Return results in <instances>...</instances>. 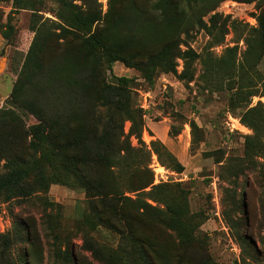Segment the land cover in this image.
Instances as JSON below:
<instances>
[{
    "label": "trees",
    "instance_id": "trees-1",
    "mask_svg": "<svg viewBox=\"0 0 264 264\" xmlns=\"http://www.w3.org/2000/svg\"><path fill=\"white\" fill-rule=\"evenodd\" d=\"M54 1L56 7L46 9L45 0H13L16 10L32 11L34 37L6 105L0 106V199H29L56 183L81 188L88 205L82 226L93 231L105 227L119 236L115 245L99 243L83 226V246L100 263L214 264L197 231L188 192L181 183H154L152 153L172 171L182 173L185 166L159 138L150 147L142 139L146 122L136 78L116 75L112 64L121 61L138 69L150 85L160 73L193 81L196 61L205 75L232 79L238 46L226 47L220 56L210 48L221 44L230 30L242 28L256 38L253 44L249 32L245 35V53L260 58L264 8L254 27L216 12L224 0H109L106 11L99 0ZM44 10L53 18L43 16ZM201 30L211 38L204 53L189 45L193 33ZM178 59L183 61L181 71ZM253 92L258 91L246 94L241 84L230 98L232 110L240 109L241 122L253 133L244 136L243 156L228 163L234 180L258 169L264 184V103L250 106ZM189 124L198 139L200 127L195 120ZM179 133L173 124L169 134ZM164 229L174 236L168 245L161 235ZM242 238L253 245L252 237ZM21 243L27 245L25 264L43 261L32 222L23 220L11 232L0 233V254ZM66 246L54 251L56 258L87 264L78 255L75 261L72 244Z\"/></svg>",
    "mask_w": 264,
    "mask_h": 264
},
{
    "label": "rangeland",
    "instance_id": "rangeland-1",
    "mask_svg": "<svg viewBox=\"0 0 264 264\" xmlns=\"http://www.w3.org/2000/svg\"><path fill=\"white\" fill-rule=\"evenodd\" d=\"M99 1L106 11L109 0ZM12 4L13 0H0V106L6 105L17 70L34 37L32 11L16 10ZM45 4L46 9L56 7L54 0H45ZM263 8L264 0L249 3L224 0L215 11L256 27L257 15ZM40 13L53 18L49 10ZM246 34L255 44L254 33L241 28L230 30L221 44L210 48L215 56H220L226 47L238 46L237 69L232 79L228 75H205L202 63L196 61L193 81L179 79L172 73H160L150 85L138 69L127 67L121 61L112 64L116 75L136 78L134 86L146 122L142 139L150 147L151 140L159 138L185 166L182 173L172 171L152 153L150 167L154 183H181L188 192L190 211L198 222L197 231L204 237L203 244L208 247L214 264H264L263 181L258 169L247 170L234 180L228 163L243 156L244 136L253 133L241 122L240 109L233 111L231 108L230 98L235 87L244 85L246 94L258 91L253 92L256 93L253 96L247 95L250 106L259 101L264 103V51L257 59L252 54L247 55ZM189 45L204 53L211 46V38L204 30L197 31ZM178 62L177 69L181 71L183 61L178 59ZM191 120L200 127L196 140L189 124ZM173 124L180 128L176 136L169 134ZM129 126L127 121L125 129ZM133 144H137L135 138ZM218 158L222 161L217 162ZM177 190L174 188L175 192ZM158 205L165 208L163 204ZM87 206L83 189L59 183L29 199L8 202L0 199V233L11 232L16 224L26 220L32 222L39 233L44 254L40 264H70L56 258L54 253L67 247V243L72 244L75 261L78 255L83 263L102 264L83 246L81 229L85 227L82 222ZM161 235L166 245L174 240L168 229ZM89 236L99 243L113 245L119 238L105 227L89 230ZM242 236L252 237L253 245H246ZM26 248V243L15 244L5 256L0 254V264H8L6 260L10 264H25Z\"/></svg>",
    "mask_w": 264,
    "mask_h": 264
},
{
    "label": "bare ground",
    "instance_id": "bare-ground-1",
    "mask_svg": "<svg viewBox=\"0 0 264 264\" xmlns=\"http://www.w3.org/2000/svg\"><path fill=\"white\" fill-rule=\"evenodd\" d=\"M161 169H162V167H161Z\"/></svg>",
    "mask_w": 264,
    "mask_h": 264
}]
</instances>
